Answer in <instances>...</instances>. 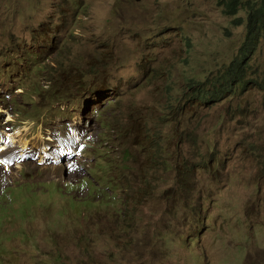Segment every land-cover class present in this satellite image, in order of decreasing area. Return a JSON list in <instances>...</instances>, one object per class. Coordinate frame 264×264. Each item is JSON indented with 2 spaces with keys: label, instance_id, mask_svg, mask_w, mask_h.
I'll list each match as a JSON object with an SVG mask.
<instances>
[{
  "label": "rangeland",
  "instance_id": "obj_1",
  "mask_svg": "<svg viewBox=\"0 0 264 264\" xmlns=\"http://www.w3.org/2000/svg\"><path fill=\"white\" fill-rule=\"evenodd\" d=\"M222 2L0 0V264H264V37L218 91Z\"/></svg>",
  "mask_w": 264,
  "mask_h": 264
},
{
  "label": "trees",
  "instance_id": "obj_2",
  "mask_svg": "<svg viewBox=\"0 0 264 264\" xmlns=\"http://www.w3.org/2000/svg\"><path fill=\"white\" fill-rule=\"evenodd\" d=\"M224 13L233 15L244 10L246 14V38L242 46V59L239 60L234 69L228 72L225 79L216 89H225L227 85H232L234 81H241L245 75L247 61L256 50L260 40L264 37V0H222Z\"/></svg>",
  "mask_w": 264,
  "mask_h": 264
},
{
  "label": "clouds",
  "instance_id": "obj_3",
  "mask_svg": "<svg viewBox=\"0 0 264 264\" xmlns=\"http://www.w3.org/2000/svg\"><path fill=\"white\" fill-rule=\"evenodd\" d=\"M1 84V83H0ZM0 91H2V89L0 88ZM9 94L10 93H8V94H3V95H0V101H3V100H5V102H2V105L4 106V108H6L8 111L9 110H13V111H15V106H14V108H9V105L11 104V101H12V99L9 97ZM6 96V98L5 99H3L2 97H5ZM2 110H0V112H1ZM5 116H8V118H4L2 121H3V125H8V123H10L12 120H13V117H10L9 118V116H11V114H9V113H0V118L1 117H5ZM8 131H10L9 133H7V134H5L4 136H1L0 135V138H1V140H0V146L2 145V144H5L6 145V149L3 151V155H1L0 154V157L1 156H4V154L6 155V156H9L10 157V159H9V163H10V161H11V158L12 157H15V156H11V155H9L8 153H10L11 151H13L14 150V148H15V145H13V143H15L16 142V144H17V148H18V150L19 149H21V146L18 144V142H19V139L17 138H14V140L13 141H11V138L10 137H13V136H10V134H14V133H16V132H12L11 130H8ZM17 152V151H16ZM20 155H21V153H22V150L20 151V152H18ZM15 158H17L16 160H19V159H21L22 158V156H16ZM9 163H8V168H6L3 164H1L0 163V165H2V166H4L6 169H9ZM23 167V163L21 164V166H19V167H17V166H15V168H22Z\"/></svg>",
  "mask_w": 264,
  "mask_h": 264
},
{
  "label": "bare ground",
  "instance_id": "obj_4",
  "mask_svg": "<svg viewBox=\"0 0 264 264\" xmlns=\"http://www.w3.org/2000/svg\"><path fill=\"white\" fill-rule=\"evenodd\" d=\"M10 117V116H9ZM49 131V130H48ZM21 133H23V132H16L15 134H13V135H11V136H13V137H10L11 138V141H13L14 140V138H18L19 139V137L21 136ZM42 136V135H41ZM75 136V135H74ZM34 139H36V138H34ZM0 140H1V138H0ZM22 140V139H21ZM39 140H41V137L39 136ZM31 141H33V140H31ZM21 142V141H20ZM35 142V141H34ZM33 144V143H32ZM31 144V145H32ZM24 145H25V142H24ZM33 145H35V143L33 144ZM39 145V144H38ZM56 146V145H55ZM58 146V145H57ZM60 146V145H59ZM34 147V146H33ZM37 147V146H36ZM70 147V146H69ZM68 147V148H69ZM47 148V147H46ZM49 148V147H48ZM51 148L52 147H50V150H51ZM57 148V147H56ZM55 148V149H56ZM63 148V147H62ZM6 149V145L5 144H2L1 146H0V154L1 155H3V151ZM32 149V148H31ZM61 149V148H60ZM27 150H29V149H27ZM35 150V149H34ZM42 151H41V153L42 154H45V150L42 148L41 149ZM26 151V150H25ZM64 152V151H63ZM48 153V152H47ZM62 153V152H61ZM59 154V155H57V156H53L51 153H50V155H49V157H48V160L49 159H52V158H54L55 159V161H57V158H59V157H61V156H63V154ZM27 156V155H26ZM78 157H77V159L79 158V156L80 155H77ZM23 158V157H22ZM43 158V159H42ZM41 158V163H43L44 162V157H42ZM9 159H10V157L9 156H6L5 154H4V156H1L0 157V162L6 167V168H8V163H9ZM24 159V158H23ZM69 159L70 160H74L73 159V157L71 156V157H69ZM80 159H81V157H80ZM79 159V160H80ZM11 166V165H10ZM45 166V165H44ZM46 167V166H45ZM11 170H12V168H11ZM20 170V169H19Z\"/></svg>",
  "mask_w": 264,
  "mask_h": 264
}]
</instances>
